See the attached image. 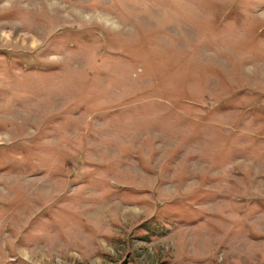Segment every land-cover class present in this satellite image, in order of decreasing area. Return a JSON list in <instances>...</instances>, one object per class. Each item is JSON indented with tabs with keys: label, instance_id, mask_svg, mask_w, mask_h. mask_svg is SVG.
I'll list each match as a JSON object with an SVG mask.
<instances>
[{
	"label": "rangeland",
	"instance_id": "rangeland-1",
	"mask_svg": "<svg viewBox=\"0 0 264 264\" xmlns=\"http://www.w3.org/2000/svg\"><path fill=\"white\" fill-rule=\"evenodd\" d=\"M0 264H264V0H0Z\"/></svg>",
	"mask_w": 264,
	"mask_h": 264
}]
</instances>
